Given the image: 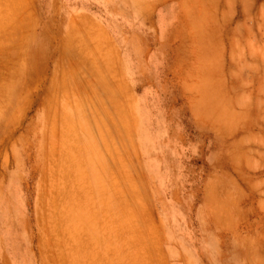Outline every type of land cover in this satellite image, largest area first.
I'll return each mask as SVG.
<instances>
[{
	"label": "rangeland",
	"instance_id": "374dc122",
	"mask_svg": "<svg viewBox=\"0 0 264 264\" xmlns=\"http://www.w3.org/2000/svg\"><path fill=\"white\" fill-rule=\"evenodd\" d=\"M41 5L50 27L35 47L21 56L0 49V264H264V81L255 80L250 63L253 49H264V0L69 5L92 10L121 47L139 45L142 27L148 54L162 42V26L205 27L204 35H166L164 49L172 53L168 45L182 43L173 58L181 67L217 65L219 72L226 53L231 65L228 81L211 70L202 81L164 80L160 105L147 120L138 96L131 115L109 114L110 124L96 129L91 164L114 148L125 156L114 163L117 190L128 174L133 191L116 193V209L96 210L98 226L85 224L90 214L80 221L83 238L98 233L93 243L80 241L81 251L94 250L90 257H63L76 245L63 242L71 214L63 211V170L72 164L63 157L75 153L83 131L72 124L63 129V90L51 84L63 80V0ZM162 15L182 17L172 22ZM98 117L102 125L103 114ZM103 140L114 145L100 147ZM148 156L159 162L148 166ZM147 186L153 194L148 208ZM121 199L126 203L118 207Z\"/></svg>",
	"mask_w": 264,
	"mask_h": 264
},
{
	"label": "crops",
	"instance_id": "0c3cea01",
	"mask_svg": "<svg viewBox=\"0 0 264 264\" xmlns=\"http://www.w3.org/2000/svg\"><path fill=\"white\" fill-rule=\"evenodd\" d=\"M72 1L63 0V29L60 32V42L63 43V80L51 82L63 90V129L65 124L70 123L77 130L83 131L81 138L78 136L80 144L76 147L75 153H70L68 155L70 158L63 157V162L66 160L72 163L66 172L63 170V211H71L70 216L66 217V222H63V227L64 224L70 227L65 236L63 232V242H76L75 247L66 250V253L63 252V257L64 255L90 257L93 256L91 252L94 250L81 251L80 241L86 244L93 243L98 240V233L93 232L90 237L83 238V234H80V221L82 220L83 224V219L90 214L91 219H88V223L85 224L98 226L99 223L94 221L95 211L105 207L110 210L116 209V193L125 195L133 191L130 176L129 182L124 179L128 174L121 175L124 183L119 182L117 190L114 163L117 160L123 161L125 156L118 157L114 148L109 155L104 153L98 158L97 164H91L96 161L93 159L96 142L93 138L98 136V133H95L96 129L99 130L101 127L104 128L105 124H110L109 116H107L109 114L131 115L138 96L141 100L139 107L141 117L147 120L148 115L153 113V109L160 105L159 98L164 92L160 88L164 80L178 83L202 81V73L211 70L220 76V81H228V67L231 65L228 62L229 53H226L227 62L219 64V72L217 65L209 67V65L188 63L181 67L180 63L173 58L175 55H180L176 51L180 49L182 43L168 45V50L171 48L172 53L164 49V40L168 38L166 35L176 36L181 33L204 35L209 32L205 27L198 25L178 29L174 24L170 29L162 26L160 30L162 42L157 43L148 54L142 27L139 30V45L132 47L131 43L121 47L111 29L101 24L99 16L93 14L92 10H81L79 6L70 8ZM42 8L41 0H0V27L2 28H0V49L18 51L19 56L32 50L37 37L47 32V28L50 27L45 17V9ZM181 17V15L178 17L162 15L161 19L177 22ZM190 19L189 16L188 21ZM228 43L224 48L222 47L224 50L230 49ZM236 44L235 48L242 51L241 56L240 54L237 56L243 58L245 56L243 43L237 39ZM261 49L259 47L257 51L253 49L256 55L250 61L252 76L258 82L264 81V49L262 53ZM200 56L204 57L205 54L200 53ZM239 65H241V75L243 63ZM239 68L240 66L238 70ZM186 97H190V94ZM101 114L105 119L102 125L98 117ZM98 145L109 148L114 143L103 140ZM143 160L148 166H154V161L159 162L158 159L154 160L150 156ZM143 160L141 158V162ZM155 169L158 177L165 176L157 163ZM147 189L148 186L145 195L148 208L153 203V194L152 188H149V191ZM121 203L126 202L121 199L118 207L123 206ZM75 212L82 214V218L80 214L76 218ZM93 230L94 228L91 231Z\"/></svg>",
	"mask_w": 264,
	"mask_h": 264
},
{
	"label": "bare ground",
	"instance_id": "6f19581e",
	"mask_svg": "<svg viewBox=\"0 0 264 264\" xmlns=\"http://www.w3.org/2000/svg\"><path fill=\"white\" fill-rule=\"evenodd\" d=\"M4 7H6V6H4ZM0 10H1V9H0ZM1 22H2V21H1ZM10 24H11V23H10ZM6 25H7V24H6ZM9 26H10V25H9ZM0 28H1V27H0ZM19 28H20V27H19ZM1 29H2V28H1ZM7 30H8V29H7ZM9 31H10V30H9ZM4 34H5V33H4ZM93 43H94V42H93ZM19 59H20V58H19ZM67 124H68V123H67ZM69 124H70V123H69ZM74 141H75V140H74ZM74 152H75V151H74ZM76 153H77V152H76ZM68 158H70V157H68ZM71 159H73V158L71 157ZM91 172H92V171H91ZM75 210H76V209H75ZM79 214H80V213H77V214H76V212H75V217L78 218V217H79ZM80 217L82 218V214H80ZM74 223H75V222H74Z\"/></svg>",
	"mask_w": 264,
	"mask_h": 264
}]
</instances>
